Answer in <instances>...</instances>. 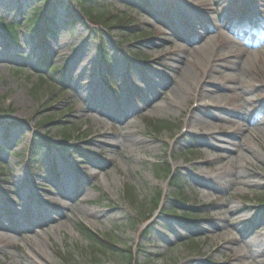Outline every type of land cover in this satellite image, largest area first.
<instances>
[{
  "label": "rangeland",
  "instance_id": "obj_1",
  "mask_svg": "<svg viewBox=\"0 0 264 264\" xmlns=\"http://www.w3.org/2000/svg\"><path fill=\"white\" fill-rule=\"evenodd\" d=\"M192 2L88 0L92 15L107 12L131 21L98 25L71 0L81 19L66 22L65 7L57 5L56 27L44 48L27 29L41 1L0 0V23H15L18 34L17 44L8 45L0 31V264H91L95 257L102 264H264V22L250 16L264 17V0ZM177 8L183 17L176 16ZM170 25L195 39L193 46L211 42L217 54L199 56ZM243 25L251 26L253 41L237 40ZM175 60L191 71L179 101L173 95L181 75L168 64ZM87 82L98 83L115 116L97 123L88 114ZM209 84L216 85L214 99H202ZM145 102L144 109L126 110ZM206 109L234 123L203 114L212 122L208 128L186 126L192 112ZM149 120L168 125L155 130ZM256 121L262 122L259 136L241 132ZM123 130L145 141L146 151L130 147L121 153L103 142L123 140ZM35 138L39 162L32 168L23 153ZM213 138L233 152L229 161L214 163L215 171L206 161L217 152ZM63 166L74 172L67 198L57 194ZM167 170L181 178L180 194ZM78 223L115 248L95 246ZM252 239L263 250L255 261L245 248Z\"/></svg>",
  "mask_w": 264,
  "mask_h": 264
},
{
  "label": "bare ground",
  "instance_id": "obj_2",
  "mask_svg": "<svg viewBox=\"0 0 264 264\" xmlns=\"http://www.w3.org/2000/svg\"><path fill=\"white\" fill-rule=\"evenodd\" d=\"M214 0H193L192 3L196 4V5H209L210 3H213ZM182 2H184V5H189V0H182ZM178 15L176 16H180V17H183L184 13L182 11H180V9L177 8V11ZM251 16V14H250ZM249 16V17H250ZM247 17V16H245ZM244 17V18H245ZM252 18V16H251ZM258 21H262L264 22V17H261L258 19ZM258 24V22H257ZM172 28H170V30L172 31L173 35L176 36L180 41H182L183 43H186L187 45L189 46H192L195 50H196V53L199 55V56H205V55H214V54H217L215 53L216 51L214 50L211 42H205L203 45L197 47V46H193L194 45V41L195 39H191L189 41L188 37H186L185 35H182L178 32V29L177 27L172 26L170 25ZM244 28V32L242 33V35L240 34H237L236 35V38L237 40H241V39H249L251 41H253V37L254 34H251V35H248L249 34V31L251 29V26L249 25H243ZM246 29V31H245ZM255 30V29H254ZM206 32L204 31V34H201L199 36L201 37H206L207 34H205ZM253 35V37H252ZM219 38H221L222 42L224 43H227L229 41V38L228 37H225V36H221V35H218ZM235 38V37H234ZM229 43V42H228ZM181 49H185L183 47L180 48ZM166 55H169V54H172L173 53H165ZM158 59L161 61V62H164V58H163V54H160L158 55ZM77 60V59H76ZM78 61V60H77ZM176 63H168L169 64V70L172 71V72H177L179 75H181L180 79L178 82L175 83V86H174V98H175V101H179L180 99V96L182 94H185L184 93V89H183V80H185L188 76H191V71L189 70V68H186L185 66H182L178 63V60H175ZM191 64V63H190ZM193 66V65H192ZM98 82V81H97ZM94 83V82H87L86 84V87H85V90H89L86 91V109H89L88 111V114L92 115L93 116V119L95 122L97 123H100L102 120H103V117H108V118H111L113 116H115V112L117 111L116 109H114V107L112 105H110L109 103V100L107 99V94H103V92L99 89V85L98 83ZM155 86H157V84H155ZM214 87H216L215 84H209V85H206L205 88L203 89V92L201 91L200 95H201V98L202 99H214V96L213 94H211L213 91H214ZM151 89H153V87H151ZM145 96V94H144ZM144 107H146V102L141 104V106H132L131 104H127V109L128 111H136L138 108H141V109H144ZM166 108L165 107H157L155 109V111H162V110H165ZM198 113V112H197ZM196 112H192L191 115L189 116V119L187 120V127H190V129L192 130L194 127H199V126H205V128H208L207 126L208 125H211V121L205 119L204 115H207V116H214L215 119H217L218 122H223L225 121L226 123L228 124H232L234 123L232 120H230L228 117L224 116V115H220L219 113H213V111L209 110V109H206L204 111V113L202 112L201 114H197ZM86 114V113H85ZM204 114V115H203ZM121 117H122V114L120 113ZM262 123L261 121H256V123H254L255 125L252 126V127H249L247 125H242V128H241V132H243L244 130L248 131L249 135L251 136H259L260 134H258V130H257V125L259 126V124ZM131 121H128L127 123V127L129 128L131 125ZM207 133H210L209 130L207 129ZM124 135H123V140H120V139H116V138H112V139H108V140H104L103 142L106 143L108 146L110 147H115L116 148V151H120L121 153H123L124 151H126V149L130 148V147H135V148H139L140 147V151L141 152H145L146 149L144 148L146 143L145 141L143 140H139V141H135L136 139L134 137H126L125 135H129L130 134V131L128 130H123L122 132ZM125 138V139H124ZM214 141L217 142V145H216V153H215V156L212 157L211 159H207L206 161L208 162V167L211 171H215L217 166L214 165V163L216 161H222V162H227L229 161L230 159V156L233 155V152H231L229 150V146L226 145L225 141L224 140H221L220 138H213ZM142 146V148H141ZM253 150V149H252ZM255 151V150H254ZM222 153H225L226 155H223ZM257 156H259L260 158H262V154H258L256 153ZM86 157V156H85ZM88 158V162L89 164L93 165L94 167L98 168V167H102L103 164L99 163L98 161L94 160L93 158L90 157H86ZM242 163L246 162L245 159H241ZM232 164H233V161H232ZM62 166V165H61ZM63 168V180L60 181L58 184H57V187H58V192L57 194L60 196V197H69L70 195V192L69 190L67 189V186L69 184V173L71 171V167H62ZM73 171V170H72ZM71 171V174H73L74 172ZM195 172L197 174H200L202 175V177H206V179H210L212 180V182H215V178L213 176L209 177L207 175H204V172H202V170L200 169H197L195 170ZM204 186V185H203ZM27 190V188H26ZM24 191V189L22 190ZM202 191L205 193V195L209 194L210 191L207 190L206 186H204V188L202 189ZM236 209V208H235ZM46 213V212H45ZM30 214H34V215H37L39 216L40 212L39 211H30ZM47 216L48 218H53V216L51 214H49L47 212ZM238 218H243L242 216L238 217ZM11 228L13 229V225L11 226ZM255 242H258V241H255V239H252L250 240V242H247L245 243V248L248 250L249 252V255H248V258L251 260V261H255L256 258L261 255V253H263V250H262V247L258 248L257 246H254L253 243ZM264 245V244H263ZM245 256H246V253L244 252L243 253Z\"/></svg>",
  "mask_w": 264,
  "mask_h": 264
},
{
  "label": "trees",
  "instance_id": "obj_3",
  "mask_svg": "<svg viewBox=\"0 0 264 264\" xmlns=\"http://www.w3.org/2000/svg\"><path fill=\"white\" fill-rule=\"evenodd\" d=\"M37 1V0H36ZM42 5L39 7H36L32 13V16L29 17L28 19V28L34 35H36L37 39L40 40V43L43 45L48 44L49 40V35L53 33V28L55 24V19L53 16H55V8L57 5H62L65 6L66 8V15H67V20L69 23H76L79 20V16L75 10V8L71 5V0H40ZM79 6L82 7L84 12L86 13L85 15L89 16V19L93 21V23H103L104 24H109L108 22L114 21V24L117 25H123V24H129L131 23L130 20H128L127 16H118L115 14H110V13H103L100 16L97 15H92V10H89L86 8L88 5V0H77ZM97 16V17H96ZM112 24V23H110ZM15 23H10V24H2L0 23V27L2 28L1 30L4 32L6 41H8L10 44L16 43L18 41V34L17 31L15 30L16 26H14ZM49 120V119H48ZM149 125L153 129L157 128H163L167 125L164 121H150ZM38 142L37 139H34L33 141V147L29 149V153L31 155H28L31 157V159L35 160L36 155L38 154ZM179 176L178 175H173V187H179L178 181ZM129 196L134 200L133 194L128 193ZM160 197V193H158V198ZM158 200H156L157 202ZM80 230L82 233L97 247L99 248H104V247H109V248H115V243L111 240H108L101 236L99 233L91 230L84 224H78ZM132 253V251L130 250ZM64 257V256H63ZM65 258V257H64ZM92 259L91 264H102L98 259ZM66 259V258H65ZM129 264H132V260L130 261Z\"/></svg>",
  "mask_w": 264,
  "mask_h": 264
}]
</instances>
